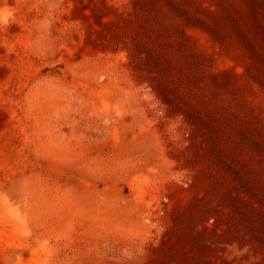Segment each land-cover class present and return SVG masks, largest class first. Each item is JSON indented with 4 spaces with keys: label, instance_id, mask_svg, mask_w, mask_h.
<instances>
[{
    "label": "rangeland",
    "instance_id": "1",
    "mask_svg": "<svg viewBox=\"0 0 264 264\" xmlns=\"http://www.w3.org/2000/svg\"><path fill=\"white\" fill-rule=\"evenodd\" d=\"M0 264H264V0H0Z\"/></svg>",
    "mask_w": 264,
    "mask_h": 264
}]
</instances>
